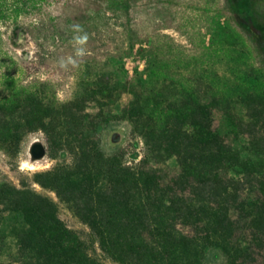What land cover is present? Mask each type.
<instances>
[{
  "label": "rangeland",
  "instance_id": "374dc122",
  "mask_svg": "<svg viewBox=\"0 0 264 264\" xmlns=\"http://www.w3.org/2000/svg\"><path fill=\"white\" fill-rule=\"evenodd\" d=\"M6 2L7 16L0 18V101L14 83L34 87L45 116L31 128L27 108L14 117L0 109V128L11 127L9 138L0 133V264H25L19 224L11 220L8 195L14 188L54 202L93 257L118 264L101 250L74 203L36 182V173L74 165L83 151L97 172L108 161H123L164 186L180 187L179 195L198 199L196 183H175L180 157L158 146L170 125L130 113L136 97L151 105H181L179 75L210 104L209 124L229 148L245 159L264 157V67L240 26L246 0H44L20 13L14 0ZM246 75H259L262 86L248 88ZM226 111L235 126L227 124ZM34 143L42 146L41 156L32 155ZM121 174L117 167L114 177ZM225 177L235 180L240 198L259 195L257 176ZM179 229L193 234L191 226ZM243 236L252 239L249 229ZM254 255L263 261L264 244Z\"/></svg>",
  "mask_w": 264,
  "mask_h": 264
},
{
  "label": "trees",
  "instance_id": "16d2710c",
  "mask_svg": "<svg viewBox=\"0 0 264 264\" xmlns=\"http://www.w3.org/2000/svg\"><path fill=\"white\" fill-rule=\"evenodd\" d=\"M14 1V10L20 13L44 0ZM7 6L6 0H0V18L7 16ZM240 26L264 67V0H246ZM179 76L175 82L184 99L181 105H151L150 100L136 97L130 113L134 118L148 114L170 125L158 146L180 157L182 172L175 183H196L198 199L179 195L177 189L184 191L180 187L164 186L149 172H135L123 161H108L107 169L97 172L89 163L88 151L80 153L74 165L36 173V182L74 203L101 250L118 264H216L220 260L222 264H264L254 255L264 244V157L245 159L229 148L209 124L210 104ZM244 82L252 89L262 86L259 75H246ZM26 108L30 118L26 125L34 128L45 116L43 101L34 87L14 83L10 95L0 101V109L14 117ZM226 121L236 125L229 111ZM187 126L190 133L183 132ZM10 131L9 126L0 128L7 138ZM117 167L120 177H114ZM230 172L240 178L257 176L259 195L240 198L235 180L225 177ZM12 196L19 199L14 201ZM8 198L14 204L11 220L19 224L17 238L25 264H102L90 254L80 234L59 217L54 202L17 188ZM179 224L191 226L193 234L181 231ZM248 229L250 242L243 236Z\"/></svg>",
  "mask_w": 264,
  "mask_h": 264
},
{
  "label": "water",
  "instance_id": "95a60500",
  "mask_svg": "<svg viewBox=\"0 0 264 264\" xmlns=\"http://www.w3.org/2000/svg\"><path fill=\"white\" fill-rule=\"evenodd\" d=\"M34 145H36V152H37V156H41L43 154V149L42 146L39 143H34Z\"/></svg>",
  "mask_w": 264,
  "mask_h": 264
},
{
  "label": "bare ground",
  "instance_id": "6f19581e",
  "mask_svg": "<svg viewBox=\"0 0 264 264\" xmlns=\"http://www.w3.org/2000/svg\"><path fill=\"white\" fill-rule=\"evenodd\" d=\"M32 155H37L36 147L32 148Z\"/></svg>",
  "mask_w": 264,
  "mask_h": 264
}]
</instances>
